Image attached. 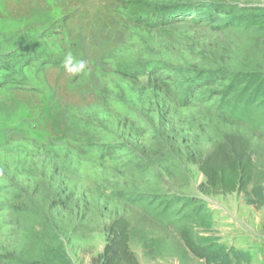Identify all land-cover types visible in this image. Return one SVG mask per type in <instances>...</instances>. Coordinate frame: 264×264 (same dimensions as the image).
I'll return each mask as SVG.
<instances>
[{
    "label": "rangeland",
    "instance_id": "obj_1",
    "mask_svg": "<svg viewBox=\"0 0 264 264\" xmlns=\"http://www.w3.org/2000/svg\"><path fill=\"white\" fill-rule=\"evenodd\" d=\"M194 2L0 0V205L20 206L28 195L55 200V228L73 264H95L120 217L130 222L141 264H205L167 220L126 200L140 193L203 205L213 237L248 254L243 264H264V201L256 196L264 189V137L246 123L182 106L160 85L149 94L146 78L131 79L148 62L177 66L182 55L227 40L211 25L168 11ZM232 3L264 8V0ZM163 16L176 23L156 24ZM69 53L87 61L86 75L66 72ZM178 95L188 102L184 90ZM225 133L251 139L254 182L247 193L209 195L190 158L209 154ZM122 145L154 170L159 188L99 153L106 146L119 157ZM3 207L0 250L12 242Z\"/></svg>",
    "mask_w": 264,
    "mask_h": 264
},
{
    "label": "trees",
    "instance_id": "obj_2",
    "mask_svg": "<svg viewBox=\"0 0 264 264\" xmlns=\"http://www.w3.org/2000/svg\"><path fill=\"white\" fill-rule=\"evenodd\" d=\"M200 1L202 7L198 5ZM232 2L196 0L192 6L184 4L176 8L172 5L168 11L175 18H191L204 24L203 27L211 25L215 31L226 35L227 40L182 55L177 66L161 61L148 62L145 69H135L131 79L146 78L149 94L160 85L158 90L164 89L180 105L200 107L210 114L246 123L264 137V8ZM175 18L163 16L156 19V24L172 25L176 23ZM183 19L180 21L184 22ZM181 90L185 91L188 102L178 99ZM105 147L99 153L110 155L114 162H122L123 167L130 169L143 182H150V190L160 187L158 181L153 180L154 170L139 164L129 147L122 145L117 149L119 157L111 155ZM190 159L206 178L204 188L209 195L247 193L254 182L253 144L245 134L225 133L209 154ZM150 173L152 176L147 179L146 175ZM263 191L256 195L261 203L264 201ZM158 195L140 193L139 198L133 195L126 200L143 207L157 221L167 220L177 229L187 250L205 264L250 261L245 252L228 248L211 235L212 215L203 205L191 200L183 204V200L173 196L166 199L158 198ZM26 198L20 206L0 205L2 212L10 214L4 224L12 226V242L0 250V264H73L60 230L55 228L57 219L53 203L56 201L47 204L49 196L44 194ZM197 228L201 229L200 234L196 232ZM108 234L104 251L95 259V264H141L130 246V222L126 218L115 219L108 227Z\"/></svg>",
    "mask_w": 264,
    "mask_h": 264
},
{
    "label": "clouds",
    "instance_id": "obj_3",
    "mask_svg": "<svg viewBox=\"0 0 264 264\" xmlns=\"http://www.w3.org/2000/svg\"><path fill=\"white\" fill-rule=\"evenodd\" d=\"M87 61L77 60L71 53L67 54L64 59V68L70 75L76 76L80 74H87Z\"/></svg>",
    "mask_w": 264,
    "mask_h": 264
},
{
    "label": "crops",
    "instance_id": "obj_4",
    "mask_svg": "<svg viewBox=\"0 0 264 264\" xmlns=\"http://www.w3.org/2000/svg\"><path fill=\"white\" fill-rule=\"evenodd\" d=\"M250 262V261H249Z\"/></svg>",
    "mask_w": 264,
    "mask_h": 264
}]
</instances>
